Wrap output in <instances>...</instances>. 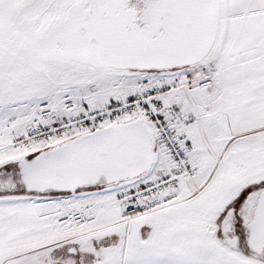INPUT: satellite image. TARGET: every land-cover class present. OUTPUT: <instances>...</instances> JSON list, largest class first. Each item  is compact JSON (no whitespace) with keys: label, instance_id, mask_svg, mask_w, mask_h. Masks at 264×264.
<instances>
[{"label":"snow or ice","instance_id":"6c2138e0","mask_svg":"<svg viewBox=\"0 0 264 264\" xmlns=\"http://www.w3.org/2000/svg\"><path fill=\"white\" fill-rule=\"evenodd\" d=\"M0 264H264V0H0Z\"/></svg>","mask_w":264,"mask_h":264}]
</instances>
